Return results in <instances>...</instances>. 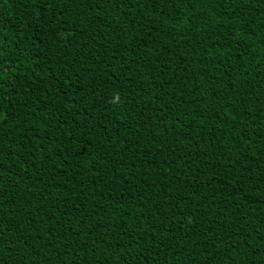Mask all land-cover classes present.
I'll return each instance as SVG.
<instances>
[{
  "label": "trees",
  "instance_id": "obj_1",
  "mask_svg": "<svg viewBox=\"0 0 264 264\" xmlns=\"http://www.w3.org/2000/svg\"><path fill=\"white\" fill-rule=\"evenodd\" d=\"M0 264H264V0H0Z\"/></svg>",
  "mask_w": 264,
  "mask_h": 264
}]
</instances>
